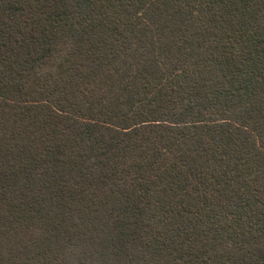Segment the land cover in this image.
Wrapping results in <instances>:
<instances>
[{
    "label": "trees",
    "instance_id": "1",
    "mask_svg": "<svg viewBox=\"0 0 264 264\" xmlns=\"http://www.w3.org/2000/svg\"><path fill=\"white\" fill-rule=\"evenodd\" d=\"M0 264H264V0H0Z\"/></svg>",
    "mask_w": 264,
    "mask_h": 264
}]
</instances>
